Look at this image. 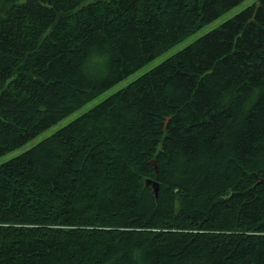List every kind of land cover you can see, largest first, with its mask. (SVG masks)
<instances>
[{
  "label": "trees",
  "instance_id": "obj_1",
  "mask_svg": "<svg viewBox=\"0 0 264 264\" xmlns=\"http://www.w3.org/2000/svg\"><path fill=\"white\" fill-rule=\"evenodd\" d=\"M240 1L0 0V155ZM0 264H264V0L1 163Z\"/></svg>",
  "mask_w": 264,
  "mask_h": 264
},
{
  "label": "rangeland",
  "instance_id": "obj_2",
  "mask_svg": "<svg viewBox=\"0 0 264 264\" xmlns=\"http://www.w3.org/2000/svg\"><path fill=\"white\" fill-rule=\"evenodd\" d=\"M256 1H258V0H242L239 3H237L236 5H234L233 7H231L230 9H228L227 11H225L224 13H222L221 15H219L217 18L211 20L210 22H207L206 24L201 26L199 29H197L196 31L191 33L189 36H187V38H184L183 40L179 41L178 43H176L172 47L168 48L167 50H165L164 52L159 54V56L158 55L155 56L150 61L145 63L142 68L138 69L137 71L131 73L128 76H126L124 79H122L119 82L115 83L114 85H112L111 87H109L108 89L103 91L101 94H99L95 98L91 99L90 101H88L85 104H83L81 107H79L76 110H74L73 112H71L69 115H67L63 119L58 120L57 122L53 123L46 130L41 131L39 134H37L36 136L31 138L25 144H23V145L15 148L13 150H10V151L0 155V164L5 162V161H7L8 159L14 157V155L16 156V155L22 153L23 151L29 149L30 147L35 145L37 142H39L43 138H46V137L50 136L56 130H58L62 126L66 125L67 123H69L70 121H72L73 119H75L76 117L81 115L83 112H85L88 109H90L91 107H93L99 101L104 99L105 96L107 97L111 93H113V92L117 91L118 89H120L121 87L125 86L130 81H132L134 78H136L138 75H140L141 73H143V72L147 71L148 69L152 68L153 66L157 65L159 62L164 60L166 57L176 53L178 50L182 49L184 46L188 45L189 43H191L192 41H194L195 39H197L198 37H200L204 33H206L208 31L220 26L225 20H227L228 18L232 17L233 15H235L236 13H238L242 9H244L246 6L252 4V3L256 2ZM118 85H120V86H118Z\"/></svg>",
  "mask_w": 264,
  "mask_h": 264
},
{
  "label": "bare ground",
  "instance_id": "obj_3",
  "mask_svg": "<svg viewBox=\"0 0 264 264\" xmlns=\"http://www.w3.org/2000/svg\"><path fill=\"white\" fill-rule=\"evenodd\" d=\"M190 35V34H189ZM187 38V37H186ZM171 47V46H170ZM173 50V49H172ZM170 52V51H169ZM160 53V52H159ZM168 53V52H167ZM159 56V54H158ZM151 66V65H150ZM147 67V66H146ZM120 86V85H118ZM117 88V87H116ZM122 88V87H121ZM120 90V89H119ZM111 91V90H110ZM106 94V93H105ZM111 95V94H110ZM106 97V96H105ZM101 98V97H100ZM74 110V109H73ZM77 115V114H76ZM63 119V118H62ZM71 119V118H70ZM61 120V119H60ZM61 126V125H60ZM46 130V129H45ZM42 131V130H41ZM44 139V138H43ZM32 141V140H31ZM26 142V141H25ZM30 143V142H29ZM31 144V143H30ZM19 147V146H18ZM16 148V147H15ZM22 148V147H21ZM211 151V150H210ZM18 154V153H17ZM15 156V155H14ZM127 200V199H126ZM82 208V207H81ZM67 228V227H66ZM94 228V227H93ZM98 228V227H97ZM117 229V228H116ZM56 262V261H55Z\"/></svg>",
  "mask_w": 264,
  "mask_h": 264
},
{
  "label": "water",
  "instance_id": "obj_4",
  "mask_svg": "<svg viewBox=\"0 0 264 264\" xmlns=\"http://www.w3.org/2000/svg\"><path fill=\"white\" fill-rule=\"evenodd\" d=\"M153 164H155V161H153ZM147 182L149 183L150 180H148ZM153 185H154V192L156 193V192H157V187H158V186H157L156 183H154Z\"/></svg>",
  "mask_w": 264,
  "mask_h": 264
}]
</instances>
